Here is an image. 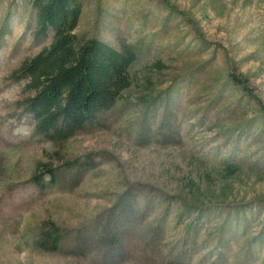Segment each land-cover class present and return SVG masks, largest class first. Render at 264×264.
<instances>
[{
	"label": "rangeland",
	"instance_id": "obj_1",
	"mask_svg": "<svg viewBox=\"0 0 264 264\" xmlns=\"http://www.w3.org/2000/svg\"><path fill=\"white\" fill-rule=\"evenodd\" d=\"M79 2V38L137 59L53 142L16 73L53 31L0 0V264H264V0Z\"/></svg>",
	"mask_w": 264,
	"mask_h": 264
},
{
	"label": "trees",
	"instance_id": "obj_2",
	"mask_svg": "<svg viewBox=\"0 0 264 264\" xmlns=\"http://www.w3.org/2000/svg\"><path fill=\"white\" fill-rule=\"evenodd\" d=\"M33 7L34 37L53 31V40L16 73L28 80L32 95L25 105L36 129L48 140L66 141L95 123L130 88L137 55L127 46L118 50L96 38H79V0H33Z\"/></svg>",
	"mask_w": 264,
	"mask_h": 264
}]
</instances>
